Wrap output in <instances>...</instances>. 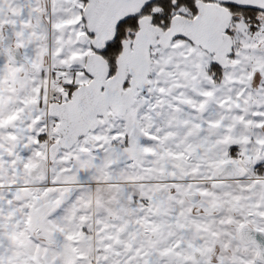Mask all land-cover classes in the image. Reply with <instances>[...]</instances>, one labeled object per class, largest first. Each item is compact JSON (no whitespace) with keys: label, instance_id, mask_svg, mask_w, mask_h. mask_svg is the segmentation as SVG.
Returning <instances> with one entry per match:
<instances>
[{"label":"snow or ice","instance_id":"obj_1","mask_svg":"<svg viewBox=\"0 0 264 264\" xmlns=\"http://www.w3.org/2000/svg\"><path fill=\"white\" fill-rule=\"evenodd\" d=\"M0 264H264V0H0Z\"/></svg>","mask_w":264,"mask_h":264}]
</instances>
